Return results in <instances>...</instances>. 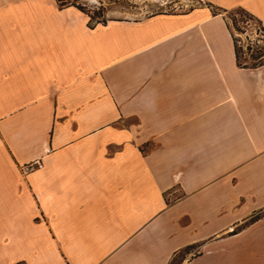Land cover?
Listing matches in <instances>:
<instances>
[{
    "label": "crops",
    "instance_id": "0c3cea01",
    "mask_svg": "<svg viewBox=\"0 0 264 264\" xmlns=\"http://www.w3.org/2000/svg\"><path fill=\"white\" fill-rule=\"evenodd\" d=\"M198 1L0 0V264H264V64L211 9L264 0Z\"/></svg>",
    "mask_w": 264,
    "mask_h": 264
},
{
    "label": "rangeland",
    "instance_id": "374dc122",
    "mask_svg": "<svg viewBox=\"0 0 264 264\" xmlns=\"http://www.w3.org/2000/svg\"><path fill=\"white\" fill-rule=\"evenodd\" d=\"M62 2H71L74 7L73 4L81 5L83 13L92 17L91 22L101 19L106 21L109 19L138 18L153 12L178 11L197 5L194 0H62ZM176 7L178 8L175 9ZM211 9L221 11L220 13L225 23L228 24L229 30L232 31L237 43L241 46L240 60L249 62L248 57L253 53L252 48L256 46L264 49V31L260 30V25L254 18L243 16L233 8L224 11L217 10L215 7H211ZM247 44L248 49H246ZM263 56L264 54L261 57ZM185 250H181L169 264H178L182 255L188 257L196 253L192 249L185 254Z\"/></svg>",
    "mask_w": 264,
    "mask_h": 264
},
{
    "label": "trees",
    "instance_id": "16d2710c",
    "mask_svg": "<svg viewBox=\"0 0 264 264\" xmlns=\"http://www.w3.org/2000/svg\"><path fill=\"white\" fill-rule=\"evenodd\" d=\"M56 4L60 7V6H64V5H72L71 2H62V0H55ZM75 5V7L82 11L83 12V8L81 5L79 4H73ZM217 10L219 8H216ZM233 9L239 11L243 16H247L249 18H253L247 11H245L243 8L241 7H234ZM224 11V10H223ZM216 12V11H215ZM219 12V11H217ZM89 17V21L92 20V17L91 16H88ZM257 21V20H256ZM105 22V19H101V20H95L93 21L92 23H104ZM227 26V29L229 31V34L231 36V40H232V45H233V52H234V58H235V63L238 67H256V66H259V65H262L264 64V56L261 57L263 54H264V49H261V47L259 46H256L255 48H252L253 49V53H251L249 55V62H246V61H242L240 60V56H241V46H239V44L237 43V39L233 36V33L232 31L229 30L228 28V24H226ZM260 30L261 31H264V29L259 26ZM249 46L248 44L246 45V49H248ZM259 217V214H254L253 216H251L249 218V220H253L255 218Z\"/></svg>",
    "mask_w": 264,
    "mask_h": 264
},
{
    "label": "built area",
    "instance_id": "2783aa9c",
    "mask_svg": "<svg viewBox=\"0 0 264 264\" xmlns=\"http://www.w3.org/2000/svg\"><path fill=\"white\" fill-rule=\"evenodd\" d=\"M195 1V3H197V4H199V3H201V2H199L198 0H194ZM178 7H176L175 9H177ZM40 165V162L38 161V160H32V161H30V162H27L26 164H23L22 166H21V170L23 171V172H27V171H29V170H32L33 168H35V167H38Z\"/></svg>",
    "mask_w": 264,
    "mask_h": 264
}]
</instances>
